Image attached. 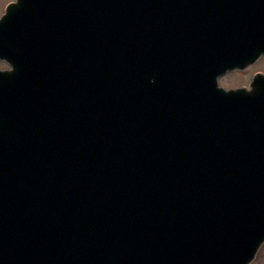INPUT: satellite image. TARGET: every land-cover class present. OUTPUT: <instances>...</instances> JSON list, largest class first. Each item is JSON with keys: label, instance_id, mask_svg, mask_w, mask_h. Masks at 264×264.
I'll return each instance as SVG.
<instances>
[{"label": "water", "instance_id": "1", "mask_svg": "<svg viewBox=\"0 0 264 264\" xmlns=\"http://www.w3.org/2000/svg\"><path fill=\"white\" fill-rule=\"evenodd\" d=\"M264 0H15L0 18V264H250L264 243Z\"/></svg>", "mask_w": 264, "mask_h": 264}, {"label": "rangeland", "instance_id": "2", "mask_svg": "<svg viewBox=\"0 0 264 264\" xmlns=\"http://www.w3.org/2000/svg\"><path fill=\"white\" fill-rule=\"evenodd\" d=\"M13 0H0V17L5 11V8L12 3ZM8 65L0 61V69H7ZM257 72H264V59L259 60L256 64L245 71L234 72L222 76L219 80L221 86L238 87L248 85L251 82L253 75ZM251 264H264V245L260 248L255 260Z\"/></svg>", "mask_w": 264, "mask_h": 264}]
</instances>
